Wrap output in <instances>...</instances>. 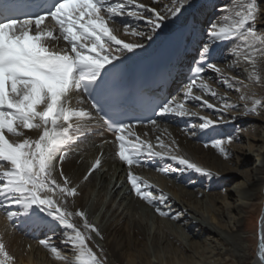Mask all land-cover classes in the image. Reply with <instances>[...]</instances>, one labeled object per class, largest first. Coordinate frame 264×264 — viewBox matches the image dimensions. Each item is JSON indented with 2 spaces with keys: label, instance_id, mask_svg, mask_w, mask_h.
<instances>
[{
  "label": "snow or ice",
  "instance_id": "6c2138e0",
  "mask_svg": "<svg viewBox=\"0 0 264 264\" xmlns=\"http://www.w3.org/2000/svg\"><path fill=\"white\" fill-rule=\"evenodd\" d=\"M175 2L176 6L162 15L138 0H26L22 4L0 0V209L5 206L15 209L6 211L8 221L13 223L22 219L53 230V235L56 227L61 228L62 242L70 245L71 257L52 244L50 236L39 243L65 264H105V260L89 244L91 233L101 235L97 226L88 220L86 211L70 208L69 198L78 194L77 186H71L62 167L58 168V162L62 164L70 146L87 135L92 119H103L100 117L103 109L94 93L110 71L108 65L125 52L142 48V42L152 40L169 16L176 18L191 4V0ZM262 4L264 0H230L222 6L221 16L208 25L207 39L190 69L183 101L172 97L161 102L156 109L158 115L198 116L186 107L189 100L202 101L208 108L216 107L195 95L193 89L217 96L203 74L205 66L222 73L216 63L210 62L220 43L232 42L234 46L227 51L234 62L249 66L250 80L257 83L261 80L259 66L264 61V30L258 21L264 14ZM124 17L129 20L121 19ZM131 20L143 21L146 30H139ZM118 21L124 35L136 37L141 42L121 39ZM229 79L243 85V81L231 77L224 81L229 88L233 87ZM86 97L92 100L90 108L82 106ZM221 99L225 103L220 111L226 113L237 107L227 103L226 96ZM240 99L252 101L251 106L244 105L245 115H258L259 109L264 108V100L255 98L254 94L251 97L242 94ZM200 120L199 125L190 129L193 136L197 128L206 131L223 122V117L213 120L203 116ZM106 123L114 133L116 156L129 167L127 179L132 190L149 204L157 202L151 191L155 186L131 171L133 166L142 164L143 156L170 159L183 166L176 169L181 173L191 170L206 178L219 175L183 155L175 139L165 142L157 136V147L149 139L135 135L133 125L111 120ZM148 123L153 129H160L156 119ZM147 135L144 133L145 137ZM233 139L227 136L211 144L228 158L226 145ZM99 165L97 158L89 174ZM160 171L169 173L171 169L161 168ZM156 191L161 202L169 199L162 190ZM71 203L74 204V200ZM156 211L161 216L168 215L159 207ZM258 249V258L264 264V230L260 233ZM14 260L0 235V264H13Z\"/></svg>",
  "mask_w": 264,
  "mask_h": 264
},
{
  "label": "bare ground",
  "instance_id": "6f19581e",
  "mask_svg": "<svg viewBox=\"0 0 264 264\" xmlns=\"http://www.w3.org/2000/svg\"><path fill=\"white\" fill-rule=\"evenodd\" d=\"M138 3L155 8L162 15L176 6L175 0H138ZM229 3L230 0H191V4L176 18L169 16L164 21V26L152 40L143 41L142 48L125 52L112 65L141 62L154 53L162 52L164 40L169 34L178 28H188L178 60L182 64L180 80H183L182 83L189 80L190 69L198 60L200 47L207 39L209 23L221 16L222 6ZM121 19L129 20L127 17ZM130 23L139 30H146L143 21L131 20ZM258 25L264 30V14ZM117 26L120 27L121 39L141 42L136 37L124 35L119 21ZM233 46L232 42L220 43L210 57V62L216 63L222 73L205 66L204 76L211 72L218 75L217 81L211 76H203L217 96L193 89L195 95L215 105L214 109L203 105L202 101L189 100L186 107L198 116L159 115L156 119L159 130L153 129L150 124L132 128L135 135L149 139L157 147V136L165 142L175 139L183 155L218 173V176L206 178L191 170L181 173L176 169L183 166L170 159L143 156L142 164L133 166L131 171L155 186L151 191L157 202L149 204L132 190L127 179L129 167L116 156L114 133L107 132L97 118L89 122L87 135L70 146L62 164L58 162V168L62 167L71 186H77L78 194L69 198L71 210L86 211L88 220L100 231L99 236L91 233L89 244L104 258L105 264H228L229 260L232 264H261L259 249L256 253L250 252V239L243 222L251 208L252 214L260 218L258 234L255 235L259 241L264 230V108L259 109L258 115H245L244 105L251 106L252 101L241 100L240 96L247 94L251 97L254 94L255 98L264 100V61L259 66L262 78L258 83L254 82L249 79V66L243 62L235 63L228 53L227 50ZM194 51L196 54L191 55ZM231 77H237L243 85L229 79V83L233 84L229 88L224 81ZM184 89L178 93L181 98L174 96L178 102L183 101ZM224 96L227 103L237 105L226 113L220 111L225 103L221 99ZM82 106L89 108L87 103ZM203 116L213 120L222 116L223 122L203 132L197 128L193 136L190 129L199 125ZM144 133L148 134L147 137ZM29 134L36 135L35 132ZM227 136L234 139L226 145L229 157L225 158L212 147L211 142ZM97 158L100 165L89 174ZM161 168H170L171 171L165 173L160 171ZM85 176L88 178L85 179ZM57 178L61 179L58 175ZM156 189L166 193L169 199L161 202ZM157 207L168 215L161 216L156 211ZM7 210L15 209L5 206V209H0V215L6 216ZM77 222L80 223L79 218ZM47 230L22 219L7 226L0 222V235L8 252L15 257L13 264H38L39 255L47 249L39 241ZM60 230L57 240L63 243V231Z\"/></svg>",
  "mask_w": 264,
  "mask_h": 264
},
{
  "label": "rangeland",
  "instance_id": "374dc122",
  "mask_svg": "<svg viewBox=\"0 0 264 264\" xmlns=\"http://www.w3.org/2000/svg\"><path fill=\"white\" fill-rule=\"evenodd\" d=\"M167 1H169V0H167ZM208 76L209 77L211 76L212 79H214L215 81H217V79H218V77H217L218 75H215L212 72L209 73ZM208 76H204V77L206 78ZM188 82H189V80H185L183 83H180L177 87H175L173 89V91H172L173 93L171 94V97H174L175 95H177V97H180L181 98L182 96H180L178 93H179L180 89L183 90L187 86ZM250 209L245 214L243 226H244V230L247 232V235H248V237L250 239V241L248 242L250 248H252L250 252L252 253L254 251L256 253L257 248H258V244H259L258 242L259 241H258V239H255V235H256V233L258 234V229H259V221L258 220L260 218L257 216V214H255V213L252 214V212H251L252 210H250ZM261 210H262V208H260V211L259 212H261ZM5 217H6L5 215H0V222L1 223H4L6 226L7 225H10V221H8L7 217L6 218ZM60 229L61 228H59V227H56L54 229L55 235H53V230H49L48 229L46 231V234L41 238V240L42 239H45L46 236L52 237L51 243L54 244V245H56L62 251V253L64 255H66L68 257H71L73 255V253H72V250L70 249L71 248L70 245L59 242V239L57 240V238H58V235L57 234L61 232ZM45 252L43 254L39 255L40 256L39 257V260H37L38 264H39V262H40V264H64L65 263L64 261L56 260L53 257L52 253L50 252V250L48 248L45 250ZM227 263L228 264H232L233 262L231 260H229ZM15 264H19V263L16 262Z\"/></svg>",
  "mask_w": 264,
  "mask_h": 264
}]
</instances>
